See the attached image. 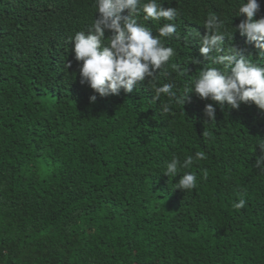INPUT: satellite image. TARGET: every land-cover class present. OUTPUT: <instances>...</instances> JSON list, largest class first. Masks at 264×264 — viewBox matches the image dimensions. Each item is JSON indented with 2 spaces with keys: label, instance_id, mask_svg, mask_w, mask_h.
I'll list each match as a JSON object with an SVG mask.
<instances>
[{
  "label": "trees",
  "instance_id": "trees-1",
  "mask_svg": "<svg viewBox=\"0 0 264 264\" xmlns=\"http://www.w3.org/2000/svg\"><path fill=\"white\" fill-rule=\"evenodd\" d=\"M213 3L228 27L239 0H181V33L205 34ZM94 18L93 0H0V264H264V110L217 102L209 122L195 92L154 100L202 67L183 40L167 75L90 103L69 38ZM198 150V187L176 189L165 162Z\"/></svg>",
  "mask_w": 264,
  "mask_h": 264
},
{
  "label": "clouds",
  "instance_id": "clouds-1",
  "mask_svg": "<svg viewBox=\"0 0 264 264\" xmlns=\"http://www.w3.org/2000/svg\"><path fill=\"white\" fill-rule=\"evenodd\" d=\"M181 0H93L95 18L86 30L75 32L69 38L75 59L80 63V83L88 85L94 94L90 103L99 97L120 95L121 90L132 93L146 78L149 83L167 75L169 61L176 55V49L167 46L166 41L183 40L189 46L199 44L203 59L193 57L192 63L201 65L191 85L183 90L173 83L154 86V100L162 95L184 107L189 94L195 92L201 99L211 100L203 112L206 121H216L215 103L223 109H239L241 104L254 103L264 110V16L258 19L261 10L258 0H239L236 12L227 21L218 13L220 6L213 3L210 12L202 21L205 34L196 28L179 30ZM158 35H153L155 29ZM236 33V34H235ZM235 34V35H234ZM66 67H71L69 63ZM175 67V65H172ZM179 92V94H178ZM98 94V95H97ZM171 111L168 103L162 105V113ZM208 135V133H204ZM264 151V139L257 141ZM204 151H196L183 160L173 156L165 162L163 173L170 180L183 175L176 189L189 191L198 187L196 173L186 171L199 161L206 160ZM255 168L264 174V155L257 157ZM203 178L207 170L202 169ZM169 180V181H170ZM247 201L240 197L232 207L245 208Z\"/></svg>",
  "mask_w": 264,
  "mask_h": 264
}]
</instances>
